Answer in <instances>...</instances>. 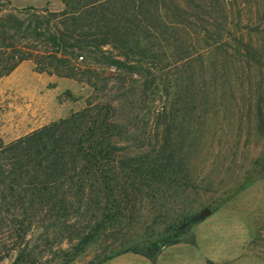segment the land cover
<instances>
[{
    "label": "rangeland",
    "instance_id": "1",
    "mask_svg": "<svg viewBox=\"0 0 264 264\" xmlns=\"http://www.w3.org/2000/svg\"><path fill=\"white\" fill-rule=\"evenodd\" d=\"M9 1V10H64L61 0ZM173 1L164 57L159 67L147 66L150 89L142 73L93 66L100 76L94 88L41 73L33 62L0 80V138L7 143L93 102L116 108L118 161L150 152L164 135L168 152L183 160V184L123 198L115 236H102L70 264H99L111 249L151 242L160 246L155 260L128 252L102 264H264V0ZM174 4L178 12L169 9ZM205 208L210 217L169 230ZM17 221L0 224V264H13L25 243L45 250L42 228L35 224L21 240ZM168 237L176 243L163 245ZM69 247L63 241L46 249L39 264H67L60 251Z\"/></svg>",
    "mask_w": 264,
    "mask_h": 264
},
{
    "label": "trees",
    "instance_id": "2",
    "mask_svg": "<svg viewBox=\"0 0 264 264\" xmlns=\"http://www.w3.org/2000/svg\"><path fill=\"white\" fill-rule=\"evenodd\" d=\"M4 1L8 5L0 3V80L24 62H33L41 73L85 81L94 88L100 76L93 66L131 76L142 73L144 86L153 87L147 66L159 67L164 57L167 0H61V12L9 10L10 1ZM173 7L169 9L178 12L177 5ZM116 113L112 104L90 102L15 141L0 138V224L19 220L21 240L36 224L45 242L44 251L42 245L25 243L13 264H39L46 249L63 241L70 247L60 252L70 264L102 236H115L123 198L131 201L145 191L155 194L184 183L183 160L176 150L168 152L167 135L150 152L118 161L122 148L116 144ZM181 226L169 230L178 232ZM161 242L176 243L172 237ZM128 252L155 260L160 246L151 242L117 252L114 248L98 257L99 264Z\"/></svg>",
    "mask_w": 264,
    "mask_h": 264
},
{
    "label": "water",
    "instance_id": "3",
    "mask_svg": "<svg viewBox=\"0 0 264 264\" xmlns=\"http://www.w3.org/2000/svg\"><path fill=\"white\" fill-rule=\"evenodd\" d=\"M212 215V210L210 208H205L199 215L195 216L191 220H189L187 223L183 224L181 228H185L190 224H194L196 222H201L205 220L206 218L210 217Z\"/></svg>",
    "mask_w": 264,
    "mask_h": 264
}]
</instances>
